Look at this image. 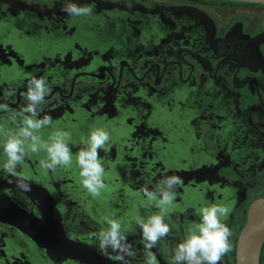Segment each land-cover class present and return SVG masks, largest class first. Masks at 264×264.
Wrapping results in <instances>:
<instances>
[{"label": "flooded vegetation", "instance_id": "flooded-vegetation-1", "mask_svg": "<svg viewBox=\"0 0 264 264\" xmlns=\"http://www.w3.org/2000/svg\"><path fill=\"white\" fill-rule=\"evenodd\" d=\"M0 180L80 260L237 264L264 198V2L0 0ZM55 237L0 221V264H84Z\"/></svg>", "mask_w": 264, "mask_h": 264}, {"label": "water", "instance_id": "water-1", "mask_svg": "<svg viewBox=\"0 0 264 264\" xmlns=\"http://www.w3.org/2000/svg\"><path fill=\"white\" fill-rule=\"evenodd\" d=\"M240 1H257V2H264V0H240ZM135 97H140V95H145L146 99L151 100L152 96L149 93H146L144 90L135 89L133 92ZM133 105L128 104L127 107L130 109L129 115L138 113L134 110L136 107H132ZM134 135L132 136V138ZM93 155V152L89 153ZM2 181L0 180V183ZM24 185H19V190L23 192L26 197L33 202L35 210H28L26 207L19 205L8 193H5V190L12 189V184L10 186L1 185L0 184V221L7 223L9 225L15 226L19 229L22 233L26 234L30 237L35 244L39 245L40 241L38 238L48 239L52 241L55 239L56 232L63 237V242H58L55 245L58 246V250L62 251L66 257H70L71 259L79 260L81 263L84 264H92L89 260L93 258V253L88 252V259L80 260V256L86 254L85 248L82 246H87L86 243H82L76 241L67 236L62 224L59 223L60 233L58 231L50 230V227H46L44 222H42V217L37 215V212L40 214L44 213V208L42 203L35 198H33L28 193L29 183L27 181H23ZM184 182V181H183ZM193 183L202 188L203 183L201 181L193 180ZM32 185V183H30ZM32 186L37 187L44 200L45 203L48 201V207L50 211L48 212L59 218V209L56 207L54 203V199L48 189L40 184H34ZM40 200V199H39ZM44 203V204H45ZM37 211V212H36ZM264 243V198L257 199L250 207L248 213V219L245 223L244 227L241 230L238 244H237V264H260V256L262 245ZM89 247V246H88ZM49 255L52 256L49 252ZM96 260V259H94ZM9 261V260H8ZM7 261V263H8ZM10 262V261H9ZM6 263V261H5ZM6 263V264H7Z\"/></svg>", "mask_w": 264, "mask_h": 264}, {"label": "rangeland", "instance_id": "rangeland-1", "mask_svg": "<svg viewBox=\"0 0 264 264\" xmlns=\"http://www.w3.org/2000/svg\"><path fill=\"white\" fill-rule=\"evenodd\" d=\"M34 72V74H35V77L34 78H37L38 77V73H39V71H33ZM33 78V77H32ZM146 93H149L146 89L144 90ZM140 99L143 101V102H145V103H149V100L148 99H146V97H145V95H140ZM131 105H134V104H131ZM15 119V118H14ZM14 119H11V123H12V120H14ZM49 132V131H48ZM21 143H18V146H17V148L18 147H20L21 145H20ZM84 158V157H86L85 155H83V156H81L80 158ZM79 158V159H80ZM88 169H89V165H88Z\"/></svg>", "mask_w": 264, "mask_h": 264}]
</instances>
